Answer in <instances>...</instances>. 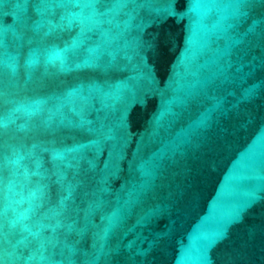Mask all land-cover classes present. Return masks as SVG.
<instances>
[{
  "label": "water",
  "instance_id": "1",
  "mask_svg": "<svg viewBox=\"0 0 264 264\" xmlns=\"http://www.w3.org/2000/svg\"><path fill=\"white\" fill-rule=\"evenodd\" d=\"M0 264H264V0H0Z\"/></svg>",
  "mask_w": 264,
  "mask_h": 264
}]
</instances>
